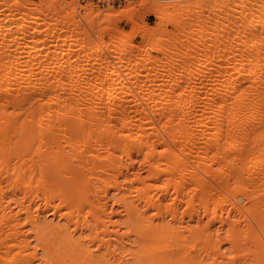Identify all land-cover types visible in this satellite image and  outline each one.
I'll return each mask as SVG.
<instances>
[{"label": "bare ground", "instance_id": "bare-ground-1", "mask_svg": "<svg viewBox=\"0 0 264 264\" xmlns=\"http://www.w3.org/2000/svg\"><path fill=\"white\" fill-rule=\"evenodd\" d=\"M79 1L0 0V264H264V0Z\"/></svg>", "mask_w": 264, "mask_h": 264}, {"label": "rangeland", "instance_id": "rangeland-1", "mask_svg": "<svg viewBox=\"0 0 264 264\" xmlns=\"http://www.w3.org/2000/svg\"><path fill=\"white\" fill-rule=\"evenodd\" d=\"M31 1L35 2L36 0H31ZM129 1H131V0H81V1H79V5L80 6H85L86 3L88 4L89 2H92L99 9H104V8H106L108 6H111L113 8H119L120 6L127 4ZM182 4H184V3H182ZM141 9H142V7H139L140 11H141ZM144 21L147 24L152 25L156 21V18H155L154 15H152V14L150 15V13H148V14L146 13L144 15ZM116 24H117L118 27H121V29H125V30H128L131 27L130 26L131 23L127 22L125 19H122V18L118 19V21H116ZM167 29L168 30H173V27L169 24L167 26ZM136 37H138V36H136ZM136 37H134L133 42H139L140 41L139 37L138 38H136ZM154 53L155 52H151L152 55H154Z\"/></svg>", "mask_w": 264, "mask_h": 264}]
</instances>
